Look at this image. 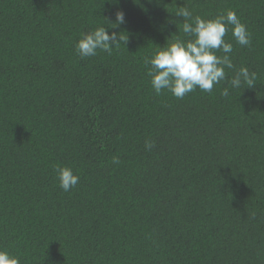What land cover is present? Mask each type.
Returning <instances> with one entry per match:
<instances>
[{
  "label": "trees",
  "instance_id": "1",
  "mask_svg": "<svg viewBox=\"0 0 264 264\" xmlns=\"http://www.w3.org/2000/svg\"><path fill=\"white\" fill-rule=\"evenodd\" d=\"M179 7L236 11L251 45L229 26L225 72L253 86L155 93L144 57L183 36ZM98 26L126 45L82 59ZM56 166L79 176L70 191ZM0 248L20 264H264V0H0Z\"/></svg>",
  "mask_w": 264,
  "mask_h": 264
},
{
  "label": "clouds",
  "instance_id": "2",
  "mask_svg": "<svg viewBox=\"0 0 264 264\" xmlns=\"http://www.w3.org/2000/svg\"><path fill=\"white\" fill-rule=\"evenodd\" d=\"M175 15L183 19L182 28L178 26L183 36L167 39L164 46L155 49L150 56L144 57L151 87L157 95L167 90L177 99H183L197 88L203 92H211L214 85L228 79L225 69L235 67L230 57L233 44L225 40L229 26L233 38L241 46L251 45L250 33L236 11L231 9L205 19L199 15L194 16L187 7H179ZM124 23L125 13L121 9L116 12L115 20L110 21L108 27L118 28ZM127 40L128 35L125 36L123 32L112 31L109 34L107 27L98 26L82 33L75 48L82 59L95 56L98 51L112 55L113 50L117 49L120 43L126 45ZM254 80L255 73H250L247 67L242 66L228 79V83L231 88L236 89L242 84L251 87ZM221 94L227 97L228 88ZM153 146L154 142L151 139L145 141L146 150H151ZM111 163L119 165V157L113 156ZM55 172L59 186L65 192L70 191L79 182V176L68 166H56ZM0 264H20V259L7 249L0 248Z\"/></svg>",
  "mask_w": 264,
  "mask_h": 264
}]
</instances>
